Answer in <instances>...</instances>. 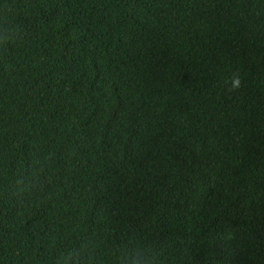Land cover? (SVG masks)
Masks as SVG:
<instances>
[{"label":"trees","instance_id":"obj_1","mask_svg":"<svg viewBox=\"0 0 264 264\" xmlns=\"http://www.w3.org/2000/svg\"><path fill=\"white\" fill-rule=\"evenodd\" d=\"M0 264H264V0H0Z\"/></svg>","mask_w":264,"mask_h":264},{"label":"clouds","instance_id":"obj_2","mask_svg":"<svg viewBox=\"0 0 264 264\" xmlns=\"http://www.w3.org/2000/svg\"><path fill=\"white\" fill-rule=\"evenodd\" d=\"M231 86L233 88H238L240 86V79L239 77H233L231 80Z\"/></svg>","mask_w":264,"mask_h":264}]
</instances>
